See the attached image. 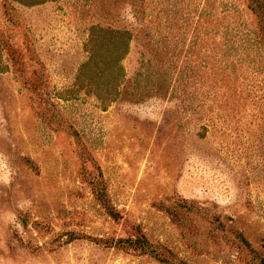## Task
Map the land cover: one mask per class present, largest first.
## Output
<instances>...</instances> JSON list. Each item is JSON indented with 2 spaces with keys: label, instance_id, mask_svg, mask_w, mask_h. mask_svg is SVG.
<instances>
[{
  "label": "rangeland",
  "instance_id": "obj_1",
  "mask_svg": "<svg viewBox=\"0 0 264 264\" xmlns=\"http://www.w3.org/2000/svg\"><path fill=\"white\" fill-rule=\"evenodd\" d=\"M178 1L173 30L135 0H0V264H264V45L224 57ZM216 2L261 41L249 0ZM97 26L135 36L109 104Z\"/></svg>",
  "mask_w": 264,
  "mask_h": 264
},
{
  "label": "trees",
  "instance_id": "obj_2",
  "mask_svg": "<svg viewBox=\"0 0 264 264\" xmlns=\"http://www.w3.org/2000/svg\"><path fill=\"white\" fill-rule=\"evenodd\" d=\"M151 2L152 4H150ZM179 2L181 1L157 0L155 3L152 0H135L134 5L137 16L141 20L144 19V16L148 11L147 9L153 8V11L154 9H158V18L163 19V23H166V27L176 30L180 28V22H178V15L179 12H181ZM225 3L228 2H224L223 4ZM231 7V12H226V10H221L216 0H205L203 6L198 9L199 19L196 24V29L198 30L196 38L204 43V37L209 36L211 32H213L212 34L214 35L221 32L224 36L225 42L222 44L223 47L218 48L223 52L224 57L229 58L230 55H239V59H244V53L242 52L243 56L240 54V48H243V50L247 52L249 58L252 56L251 52L254 53L253 59H255L260 53V45H264V0H249V9L259 17L262 24L259 30L261 41L259 39L249 38L248 46H246V37L250 32H242L240 30L243 24L234 16V13L237 11L235 6L231 4ZM190 13L191 11L186 14H181L182 16H185L187 22L190 21ZM221 30H223V32ZM239 35L241 36L236 39ZM134 39L135 36L129 29L101 26L92 28L91 38L89 40L91 57L89 61L85 63L82 70L87 73H94V76L96 77L103 78L105 86L97 95L102 97V99L106 101V104L113 102L117 98V94L120 92L119 88L126 78L122 62L129 54L130 45ZM211 50L213 52V48ZM152 57L153 58H146L145 64H163L159 49L152 54ZM235 59L236 60L231 61L229 64H236L238 57ZM200 64H213V55L211 60L206 58V56H202ZM148 73L149 69L147 72L140 70L136 75V79L140 80L141 78H144L143 76L145 75V78L148 80ZM159 86L162 85L160 84ZM140 241L141 240L137 239L135 242L141 246L139 243Z\"/></svg>",
  "mask_w": 264,
  "mask_h": 264
}]
</instances>
